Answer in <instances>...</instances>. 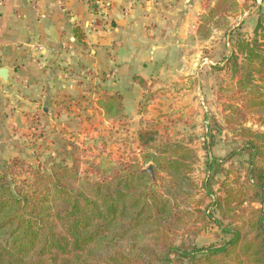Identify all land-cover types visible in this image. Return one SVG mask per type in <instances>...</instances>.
<instances>
[{
	"label": "trees",
	"instance_id": "trees-1",
	"mask_svg": "<svg viewBox=\"0 0 264 264\" xmlns=\"http://www.w3.org/2000/svg\"><path fill=\"white\" fill-rule=\"evenodd\" d=\"M219 1L211 14L233 2ZM229 64L238 79L225 90L235 103L223 104L224 120L242 133L251 157L247 177L255 201L264 204V165L256 162L264 161V131L244 126L250 114L264 125L262 17L253 38L237 40ZM103 98L106 116L124 115L120 96ZM78 152L72 144L71 165L54 160L46 167L18 157L0 162V264H264V205L251 207L238 224H225L226 214L216 218L214 211L193 208L198 155L182 141H145L131 164L99 168V179L89 183L81 179ZM146 165L153 166L154 177ZM205 165L204 187L214 195L222 162L210 156ZM243 202L219 195L211 206L225 210ZM196 213L219 227L220 242L199 247L186 238L187 227L201 217Z\"/></svg>",
	"mask_w": 264,
	"mask_h": 264
},
{
	"label": "rangeland",
	"instance_id": "rangeland-1",
	"mask_svg": "<svg viewBox=\"0 0 264 264\" xmlns=\"http://www.w3.org/2000/svg\"><path fill=\"white\" fill-rule=\"evenodd\" d=\"M154 1L125 0L119 10L120 15L128 20V36H140L137 29L140 28L145 31V37L162 40L161 59L152 71L143 75L134 72L127 75L136 93L129 92L131 87L127 88L128 92L123 89L125 75L117 70V63L112 64V50L103 53L102 63L93 58L89 66L68 68L65 65L63 71L67 78H75L84 86L83 96L73 102L74 99L69 98L68 109L63 110L65 114L61 119L56 114H53L52 120L47 118L44 128L50 133L44 135L39 144L36 140L40 138V132H32L38 123L35 119L36 123H30L25 131L13 128L14 138L21 144L26 142L27 147L18 152L16 144V152L0 150V162L18 157L46 167L54 160L71 165L74 144L79 148L81 157V179L89 183L99 179V168L131 164L140 155L145 141L169 137L171 141H182L198 155L192 170L195 189L190 202L193 208H200L207 215L214 211L216 218H223L226 214L228 217L223 218L225 224H238L237 219L247 216L251 207H263L264 204L255 201L251 181L247 177L251 157L249 151L243 148L244 139L239 135L242 134L239 127L225 123L223 104L235 103L231 101L233 93L225 91L227 87H233L238 79L229 64L231 52L239 38H253L259 19H264V1L233 0L224 11L211 14L212 9L219 5V0H170L173 3L182 1V12L185 13L189 7L196 14L186 30L187 36H170L172 31L165 13L173 9V3H168L162 10L164 14L157 19L146 7L148 2ZM111 28L114 27L109 22L105 31ZM171 44L174 45L172 56L163 58L170 49L167 46ZM90 53L88 49L87 58H91ZM116 56L118 58L117 53ZM109 62L111 68L107 67ZM135 77L142 78L145 85L137 83ZM114 94L123 99L124 115L114 118L110 115L109 118L101 102L103 97ZM247 118L244 126L264 131V125H260L256 117L250 114ZM239 120L243 118L239 117ZM210 156L222 162L219 168L222 173L216 176L213 185L214 195H207L204 187L208 176L205 164ZM256 162L264 165L262 158L256 159ZM229 194L233 200L237 198L244 202L225 210L211 206L215 197ZM234 204H237L236 201ZM199 215L201 217H195L187 227L186 238L199 247L220 242L223 233L219 227L204 215Z\"/></svg>",
	"mask_w": 264,
	"mask_h": 264
},
{
	"label": "crops",
	"instance_id": "crops-1",
	"mask_svg": "<svg viewBox=\"0 0 264 264\" xmlns=\"http://www.w3.org/2000/svg\"><path fill=\"white\" fill-rule=\"evenodd\" d=\"M124 1L3 0L0 5V69L8 68L9 84H3L0 79L1 151L25 150L26 142H17L12 130L25 131L35 121L38 123L35 122L32 132H40L36 140L39 144L38 141L50 133L44 128L47 118L56 114L60 115L56 118L61 119L65 114L63 110L68 109V100L78 101L83 96L84 86L75 78H67L63 71L65 65L68 68L89 66L93 58L102 63L103 53L114 51L112 64L117 63V70L125 75L123 89L128 92L127 88L131 87L129 92L136 93L127 75L151 72L161 59L163 46L161 39L145 37V31L140 28H137L140 36H128V20L119 13ZM148 3L150 14L158 19L173 1ZM183 4L182 1L173 3V9L165 13L172 31L170 36H187L186 30L195 19L191 8L182 12ZM174 20L177 23H173ZM109 22L114 28L105 31ZM173 46H167L170 49L163 58L172 56ZM88 49L91 58L86 56ZM108 66L111 68L110 62Z\"/></svg>",
	"mask_w": 264,
	"mask_h": 264
},
{
	"label": "water",
	"instance_id": "water-1",
	"mask_svg": "<svg viewBox=\"0 0 264 264\" xmlns=\"http://www.w3.org/2000/svg\"><path fill=\"white\" fill-rule=\"evenodd\" d=\"M8 78H9V70L8 68H1L0 69V79L3 81V84H9L8 83ZM147 172H149L153 177H154V169L153 166L150 165L147 169Z\"/></svg>",
	"mask_w": 264,
	"mask_h": 264
},
{
	"label": "built area",
	"instance_id": "built-area-1",
	"mask_svg": "<svg viewBox=\"0 0 264 264\" xmlns=\"http://www.w3.org/2000/svg\"><path fill=\"white\" fill-rule=\"evenodd\" d=\"M3 0H0V5L2 4Z\"/></svg>",
	"mask_w": 264,
	"mask_h": 264
}]
</instances>
